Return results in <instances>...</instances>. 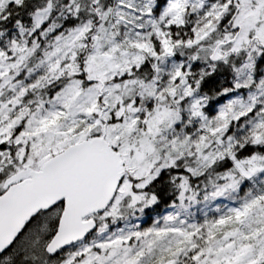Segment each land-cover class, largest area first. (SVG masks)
I'll return each mask as SVG.
<instances>
[{
    "label": "snow or ice",
    "instance_id": "1",
    "mask_svg": "<svg viewBox=\"0 0 264 264\" xmlns=\"http://www.w3.org/2000/svg\"><path fill=\"white\" fill-rule=\"evenodd\" d=\"M0 264H264V0H0Z\"/></svg>",
    "mask_w": 264,
    "mask_h": 264
}]
</instances>
